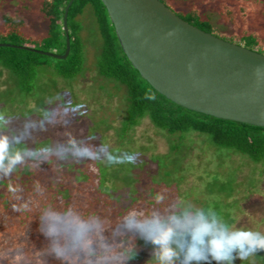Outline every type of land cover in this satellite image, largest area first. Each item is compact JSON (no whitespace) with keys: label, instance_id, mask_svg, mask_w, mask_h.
<instances>
[{"label":"trees","instance_id":"16d2710c","mask_svg":"<svg viewBox=\"0 0 264 264\" xmlns=\"http://www.w3.org/2000/svg\"><path fill=\"white\" fill-rule=\"evenodd\" d=\"M39 1L48 21L44 35H28L16 15L1 14L0 43L16 46L0 45V73L5 84L0 86V113L21 118L12 125L20 127L24 115L33 114L51 95L56 76L66 82V96L79 103L85 115L75 117L67 129L50 127L36 134L37 142L63 141L65 131L78 139L91 134L96 136L90 141L93 145L103 143L109 150L135 152L139 158L130 165L108 166L103 159L70 163L59 175L44 164L39 172L22 168L11 182L0 181V250L25 232L34 248H41L40 242L45 241L38 230L36 211H11L9 183L21 186L28 197L39 182L47 189L41 204H76L86 214L98 213L113 220L133 207H152L156 196L164 194L213 207L234 227L264 231V127L193 112L158 93L127 59L101 0H73L70 4L66 57L31 50L55 54L65 50L62 20L69 0ZM160 1L172 9V0ZM236 1L234 6L220 3L230 35L217 34L199 8L175 13L201 30L264 54V36L249 26V15L255 11L253 0ZM87 7L100 39L94 77L85 73L88 61L79 21ZM45 68L53 73L48 80L45 76L40 79ZM146 92L154 94L156 100L145 99ZM28 144L35 147L31 141ZM137 248L138 256L129 264H147L152 259V246L137 240ZM234 264H264V251L250 260L237 258Z\"/></svg>","mask_w":264,"mask_h":264},{"label":"clouds","instance_id":"9594fccd","mask_svg":"<svg viewBox=\"0 0 264 264\" xmlns=\"http://www.w3.org/2000/svg\"><path fill=\"white\" fill-rule=\"evenodd\" d=\"M144 98L156 100L151 92ZM33 114L26 113L20 127L14 128V121L21 118L0 113V181L11 182L22 168L39 172L44 164L59 175L70 163L103 159L113 166L138 161L135 152L109 150L103 143L93 145L90 141L96 136L91 134L78 139L65 131L63 141L37 142L36 134L50 127L67 129L75 117L85 115L69 96H47ZM29 141L34 148L29 147ZM8 187L11 211H36L38 230L46 244L34 248L27 232L22 233L0 250V264H129L138 256L137 240L152 246L147 264H234L237 258L250 260L264 251V231L234 227L213 207L197 206L179 197L159 194L152 207H133L113 220L98 213L86 214L76 204H41L47 189L39 182L28 197L21 186L9 183Z\"/></svg>","mask_w":264,"mask_h":264},{"label":"water","instance_id":"95a60500","mask_svg":"<svg viewBox=\"0 0 264 264\" xmlns=\"http://www.w3.org/2000/svg\"><path fill=\"white\" fill-rule=\"evenodd\" d=\"M72 1L62 54L18 47L66 57ZM101 1L127 59L158 93L193 112L264 127V54L201 30L160 0Z\"/></svg>","mask_w":264,"mask_h":264},{"label":"rangeland","instance_id":"374dc122","mask_svg":"<svg viewBox=\"0 0 264 264\" xmlns=\"http://www.w3.org/2000/svg\"><path fill=\"white\" fill-rule=\"evenodd\" d=\"M224 2L226 5L234 6L236 4V0H172V4L170 5L172 10L177 13H187L192 8H199L201 15L203 18H207L210 23L215 26L216 33L224 36L230 35L231 30L227 25V21L225 14L222 10H220V3ZM255 6L254 13L249 15V26L252 28H256L262 36H264V0H253L252 1ZM40 1L39 0H0V17L4 12L11 13L10 15H16L20 19V25L22 27V31L28 35L33 36H41L44 35L47 31V19L44 17L40 9ZM240 5V4H238ZM237 6V5H236ZM79 21L82 24V37L86 44L85 47V57L88 61L87 75L94 77L93 73L96 70L94 66L96 55L97 45L100 44V39L98 38V30L97 25L94 22L93 16L91 14L90 8H85L83 13L79 15ZM91 40H88L89 38ZM93 41V42H92ZM52 61V59L50 60ZM52 64L54 61L51 62ZM53 73L48 72L47 68L42 70L40 75V79H43L45 76V80L49 79L53 75ZM95 75V74H94ZM56 79V87H50V93L53 94H63L68 95L67 84L62 79L55 76ZM95 84V83H94ZM4 77L0 73V86L3 87ZM60 88L59 92L57 89ZM14 242V240H13ZM10 243H6L1 247L3 250ZM46 244V241H41L40 246L43 247Z\"/></svg>","mask_w":264,"mask_h":264}]
</instances>
